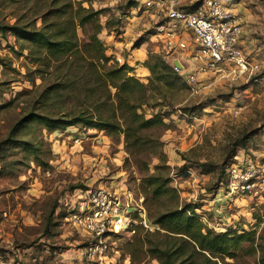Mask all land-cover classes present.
I'll use <instances>...</instances> for the list:
<instances>
[{
  "label": "rangeland",
  "instance_id": "374dc122",
  "mask_svg": "<svg viewBox=\"0 0 264 264\" xmlns=\"http://www.w3.org/2000/svg\"><path fill=\"white\" fill-rule=\"evenodd\" d=\"M72 1L100 12L98 37L111 58L109 64H127L133 68L128 74L144 83L151 72L148 69L143 77L137 67L146 66L148 60L153 63L155 56H163L173 67L177 56L167 55L153 36L161 20L153 9L139 7L135 0ZM251 1L259 26L254 34L261 46L260 57L254 58L259 70L245 78L199 75L195 92L187 87V69L178 72V78L166 75L165 80L172 84L164 79L154 81L148 106H142L140 112L146 118L159 113L164 125L145 133L149 146L135 157L126 151L123 134L90 125H68L50 132L33 120L18 124L27 112L40 110L39 93L51 83L53 74L40 75L38 63L20 49L22 41H16L10 32H0V264H158L143 252H135L133 260L130 257L131 240L144 230L157 229L141 189L145 174L156 172L170 178L179 204L193 206L205 228L237 233L254 229L256 241L264 244V196L228 201L218 191L235 154H256L264 161V0ZM199 2L188 0L183 7L193 9ZM52 3L0 0V23L12 24L17 18L19 24L35 22L39 26V15ZM91 31V26L85 31L78 28L79 37L85 38L84 33ZM156 72L166 74L160 66ZM70 98L67 106L79 100ZM53 110L49 106L48 112ZM23 142L31 147L25 148ZM99 186L128 198L129 215L138 223L133 230L111 235L105 255L90 260L85 259V248L92 239L69 220L67 207L73 198L68 195L77 188ZM137 204L147 213L151 229L140 224ZM158 207L163 206L155 203L152 209ZM253 214L261 222L256 224ZM192 259L191 264L206 263L199 252ZM218 264H258V253L242 252Z\"/></svg>",
  "mask_w": 264,
  "mask_h": 264
},
{
  "label": "trees",
  "instance_id": "16d2710c",
  "mask_svg": "<svg viewBox=\"0 0 264 264\" xmlns=\"http://www.w3.org/2000/svg\"><path fill=\"white\" fill-rule=\"evenodd\" d=\"M99 13L80 2L53 0L39 15V26L35 22L19 24L17 18L12 24L0 23L3 35L10 32L16 41H22L20 49L27 50L32 62L38 63L40 75L48 71L53 74L51 83L39 93L40 110L27 112L18 124L33 120L50 132L68 125H90V128L123 134L126 151L135 157L149 143L145 133L158 124L164 125L159 113L146 118L140 112L142 106H148L150 85L162 79L172 84L165 77L178 78V72L163 56H155L153 63L148 60L145 64L151 75L148 83H144L128 74L133 68L127 64H109L111 58L106 56L98 37L102 28ZM87 26H91L92 31L80 38L78 28L85 31ZM158 66L164 68L166 74L156 75ZM70 96L79 100L67 106L68 100H72ZM49 106L55 110L49 113ZM23 144L25 148L31 147L29 142ZM141 189L144 204L157 229L154 232L142 229L143 234L131 240L132 260L135 252H143L158 264H191L193 253L199 252L205 257V264H218L226 258L235 259L242 252L254 251L258 253V264H264V244L256 241L254 229L237 233L205 228L193 206L179 204L168 176L157 172L145 174ZM155 203L163 207L153 210ZM253 216L256 224L261 222L259 215Z\"/></svg>",
  "mask_w": 264,
  "mask_h": 264
},
{
  "label": "built area",
  "instance_id": "2783aa9c",
  "mask_svg": "<svg viewBox=\"0 0 264 264\" xmlns=\"http://www.w3.org/2000/svg\"><path fill=\"white\" fill-rule=\"evenodd\" d=\"M135 1L139 7L153 9L161 19L156 23L153 36L158 38L167 55L177 56L174 59L180 67L173 64L174 70L181 74L183 63L190 60L194 64V69L185 76L190 90L195 92L198 89V76L202 74L245 78L259 70L260 64L246 54L240 45L243 31L241 17L230 11L221 0H200L193 9L175 7L176 0ZM218 191H222L228 201L262 199L264 161L256 154H235L225 170ZM68 197L73 198L67 207L69 220L92 239L85 248L86 257L90 260L96 257L100 260L105 255L111 235L133 230V225L138 223L129 215L128 198L123 199L122 194L108 187L77 188ZM136 210L141 216L140 224L151 229L142 205H138Z\"/></svg>",
  "mask_w": 264,
  "mask_h": 264
},
{
  "label": "crops",
  "instance_id": "0c3cea01",
  "mask_svg": "<svg viewBox=\"0 0 264 264\" xmlns=\"http://www.w3.org/2000/svg\"><path fill=\"white\" fill-rule=\"evenodd\" d=\"M187 1L188 0H176L174 6L183 7L184 5L188 4ZM189 1H192V0H189ZM221 2L224 5H226V7L230 11L238 14L241 17L243 31L240 36V45L245 51V53L252 56L253 59L254 58L256 59V57H260V54L258 52L261 49V46L258 44L259 41L256 40L255 35H254L255 33H257L259 26L256 20L254 19V14L252 12V9L250 8V6H253V4H251L252 1L251 0L249 1L248 0H221ZM178 58L181 60V57H178ZM183 64H184L183 66L184 69H187L189 71H190V68L194 69V66H193L194 64L191 63L190 60H188V63H183ZM137 72L139 75L145 77L148 75V68L144 65H141L140 67H137ZM85 259H86V255H85Z\"/></svg>",
  "mask_w": 264,
  "mask_h": 264
},
{
  "label": "water",
  "instance_id": "95a60500",
  "mask_svg": "<svg viewBox=\"0 0 264 264\" xmlns=\"http://www.w3.org/2000/svg\"><path fill=\"white\" fill-rule=\"evenodd\" d=\"M173 64H174L175 66L180 67V64H179V62H178L177 60H174V61H173Z\"/></svg>",
  "mask_w": 264,
  "mask_h": 264
}]
</instances>
